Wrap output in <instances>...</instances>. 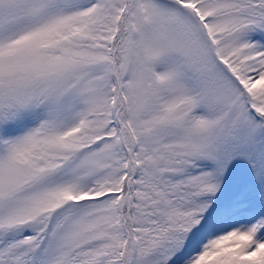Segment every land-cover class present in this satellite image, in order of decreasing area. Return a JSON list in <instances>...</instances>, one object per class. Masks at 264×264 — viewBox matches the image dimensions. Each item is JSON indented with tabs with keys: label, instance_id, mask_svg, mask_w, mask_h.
<instances>
[{
	"label": "snow or ice",
	"instance_id": "snow-or-ice-1",
	"mask_svg": "<svg viewBox=\"0 0 264 264\" xmlns=\"http://www.w3.org/2000/svg\"><path fill=\"white\" fill-rule=\"evenodd\" d=\"M0 264H264V0H0Z\"/></svg>",
	"mask_w": 264,
	"mask_h": 264
}]
</instances>
